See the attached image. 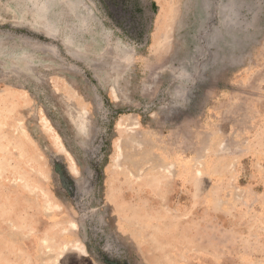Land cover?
<instances>
[{"label": "rangeland", "instance_id": "1", "mask_svg": "<svg viewBox=\"0 0 264 264\" xmlns=\"http://www.w3.org/2000/svg\"><path fill=\"white\" fill-rule=\"evenodd\" d=\"M0 264H264V0H0Z\"/></svg>", "mask_w": 264, "mask_h": 264}, {"label": "bare ground", "instance_id": "2", "mask_svg": "<svg viewBox=\"0 0 264 264\" xmlns=\"http://www.w3.org/2000/svg\"><path fill=\"white\" fill-rule=\"evenodd\" d=\"M112 95H114L115 96V93L114 94H112ZM84 114V113H83ZM78 115V114H77ZM83 116V115H82ZM85 116V115H84ZM77 119V118H76Z\"/></svg>", "mask_w": 264, "mask_h": 264}]
</instances>
